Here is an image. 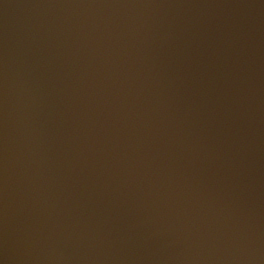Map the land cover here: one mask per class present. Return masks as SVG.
<instances>
[{"label":"water","instance_id":"95a60500","mask_svg":"<svg viewBox=\"0 0 264 264\" xmlns=\"http://www.w3.org/2000/svg\"><path fill=\"white\" fill-rule=\"evenodd\" d=\"M0 264H264V0H0Z\"/></svg>","mask_w":264,"mask_h":264}]
</instances>
